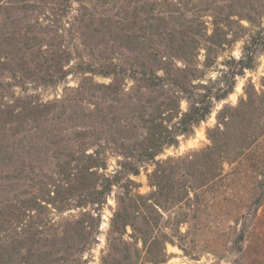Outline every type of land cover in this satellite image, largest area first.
Segmentation results:
<instances>
[{
  "label": "rangeland",
  "instance_id": "1",
  "mask_svg": "<svg viewBox=\"0 0 264 264\" xmlns=\"http://www.w3.org/2000/svg\"><path fill=\"white\" fill-rule=\"evenodd\" d=\"M66 1L43 3L51 8L52 3L57 9L66 4L63 14L54 11L51 15L44 9L21 10L14 15L20 20L19 28L29 27L30 35L37 37L34 49L52 45L57 50L69 49L65 75L56 85H44L41 77L45 76L37 70L34 57L27 55L20 62L11 49L1 47L0 57L10 53L16 62H10L9 72L0 69V83L19 81L14 75L22 83L10 87L6 94L4 86L0 93L27 96L35 102H58L46 110L21 112L17 122L0 124V142L27 139L11 164L0 167V264L28 263L30 253L42 248L55 253L53 260L63 258L58 264H101L121 190L113 186L103 205L77 208L83 194L79 177L86 176L84 166L88 172L112 176L120 170L118 163L124 162L126 153L133 155L127 161L137 165L139 174H126L121 183L132 180L136 184L133 194L148 196L154 190L149 176L155 163L169 159L190 163L173 165L176 186L197 187L202 179L214 175L205 195L196 200L204 211L190 218L192 235L187 242L188 247H197L196 259L168 245L169 258L164 264H264V35L256 39L264 28V1L249 0L245 10H228L230 0H148L143 10L137 11L145 38L141 50H129L113 35L103 33L93 22L102 12L95 2ZM125 5L122 1L109 7L108 14L116 15ZM131 7L126 6L129 20L133 17ZM226 15L237 16L231 17L234 23L225 29L230 42L219 48L207 36L212 33L214 19ZM249 16L252 22H247ZM151 17L165 21L154 23ZM51 20L56 21V28ZM242 58H252V68L234 77ZM183 59L191 61L190 75L175 70V66L183 67ZM163 62L172 63L169 81L176 80L185 89L176 100L179 111L167 106L172 95L168 88L147 90L144 82L130 77L132 71H156ZM80 63L113 64L120 75L81 74ZM232 84L233 91L226 98L213 99ZM202 95L205 102L212 101L210 114L180 134L176 145L164 147L154 160L137 161L147 145L145 138L153 133L152 125L162 117L164 126L175 127L191 101ZM248 97L251 102L244 105ZM224 108L229 110L224 124L219 125L217 116ZM209 147L215 150L210 159L202 155ZM95 161L100 167L94 168ZM85 183L92 185L93 180ZM83 213L100 217L95 239L83 252L75 248L64 254L54 240L65 236L78 220L90 225Z\"/></svg>",
  "mask_w": 264,
  "mask_h": 264
},
{
  "label": "trees",
  "instance_id": "2",
  "mask_svg": "<svg viewBox=\"0 0 264 264\" xmlns=\"http://www.w3.org/2000/svg\"><path fill=\"white\" fill-rule=\"evenodd\" d=\"M122 1L126 3L123 6L125 7V12H122L123 7H119L118 10L120 9L121 12L116 15H109L108 8H114ZM143 1L145 2L143 3ZM146 1L148 0H91V2H95L102 9L96 20L94 17L93 22L95 21L97 26L103 29L104 34L113 35L116 41L123 42L129 50H141L144 47L143 40L145 38L141 36L140 24L142 21L139 20L137 11L143 10ZM65 2L67 1L65 0ZM132 2L134 3L133 8L131 7ZM249 2V0H230L226 5V9L234 10L240 8L241 10H245L250 5ZM43 3L44 0H0V53L1 47L4 49L9 48L20 62H24L27 55L34 57L37 60V70L42 71L45 76L41 77L44 85L52 86L56 85L65 75L63 70L64 60L70 55L69 49L59 47L57 50L55 49V45H52V47H39L37 50L34 49L37 37L30 35L31 29L29 27L25 29L19 28L18 22L20 20L14 18V15L21 10L25 12H37L41 10V12H44V9H49L48 13L53 15L54 11H59L63 14L67 8L66 4H63L61 9L60 7L57 9L52 3H50L52 8ZM126 6L132 9L133 17L130 20L127 18ZM153 6L151 5L150 7ZM233 16L237 15H226L223 19H214L212 33L210 36H207V39L212 41L215 46L220 48L230 42L225 29L231 28V25L234 23L231 20ZM149 20H152L154 23L161 20L165 21L163 18L156 17H151ZM246 20L247 22H252L250 16L246 17ZM55 22L53 20L50 21L54 28L58 26L55 25ZM154 26L156 25L152 24L150 27L155 29ZM262 35H264V28L258 32L256 39H261ZM219 38H222V40L220 41ZM206 53L209 54V49H206ZM5 54L8 56V59H5L7 56L0 57V69L8 70L7 72H9L7 67H9L10 62L15 63L16 58L10 59L8 55L10 53ZM252 60V58H248L246 61L243 58L240 59L237 62L239 70L238 73H234V77L237 75L241 76L245 69H251ZM183 61L185 63L183 67L179 68L175 66V70L183 75H190L191 70L189 66H191V61H187V59H183ZM171 67L172 63L163 62L158 64L156 71H152L149 74L144 71L142 73L132 71L130 77L135 82H144V88L147 90L168 88V91L172 95L168 97L167 106H173V108L179 111V107L176 106V100L180 98L179 94L185 92V89H182L176 80L169 81L173 71ZM77 68L81 74L102 77H117L120 75L113 64L84 65L80 63ZM156 72H161L162 75L158 76ZM14 79H18L19 81L5 83V85H3L4 83H0V91L5 86L7 87L6 94L10 90V87H17L18 84L22 83L20 77L14 75ZM233 87L234 84L228 86L227 89L219 90L213 99L215 101L223 100L233 91ZM5 94L0 93V124L3 126L11 122H17L16 120L19 119L21 112L46 110L58 102H35L27 96L15 98L14 93ZM200 97L201 99L191 101L188 112L181 114L182 117L175 127L164 126L165 119L162 117L159 119V123L152 125L151 130H153V133H150V137L145 138L147 139V145L145 148H142V151L137 156V161L139 159L154 160L164 147L176 145L177 137L180 134L187 133L191 127L204 120L210 114L212 101L205 102V95ZM248 99V102L244 103V105L251 102L250 97ZM227 110L229 109L224 108L218 113L217 120L219 125L224 124L226 120L224 115ZM234 111H238V109H234ZM24 141H27V139L12 143L0 142V167H7L11 164L13 157L17 150L21 149ZM28 144L31 143L29 142ZM214 151L213 147H209L202 152V155L210 159ZM122 156L124 162L118 163L120 170L115 171L112 176L88 172L86 171L87 167L84 166L83 173L86 174L87 178L83 174L79 177V180H81L80 188L83 194L80 195L77 208L84 209L86 205H103L113 186H119L121 190L116 200V209L110 218L109 230L106 237L107 250L101 256V264H164L169 258L167 252L168 245L177 247L185 256L196 259L197 247H188L187 242L192 235L190 218L193 217L194 219L204 211V207L200 206L196 200L205 195L207 185L210 183V180H214L209 178L214 175L202 179L197 187L176 186L174 181H172L174 176L172 174L174 172L172 170L173 165L190 163L189 160L169 159L155 163V170L149 176L150 186L154 190L148 196L138 193L133 194L132 189L136 184L128 178L125 183L121 182L122 178H126L124 175L131 174L136 176L139 174V170L137 165L127 161L128 159H133V155L126 153V155ZM93 164L95 165L94 168L100 167L96 161ZM92 180V185L85 183ZM82 216L90 220V225L86 226L84 220H78L71 224L72 230L67 231L65 236L57 240L59 242L54 240L56 244L61 246V251L64 254H68V252L75 248L78 253L83 252L92 240L95 239L93 233L95 228L97 227L98 229L99 227V215L93 216L92 214L83 213ZM195 226L199 228V224ZM184 227L186 228L185 230H183ZM128 229L130 230L129 234L127 232ZM54 256L55 253L53 251L45 250L44 248L37 249L36 253H30L28 263L23 261L22 264H51V262L58 264L57 262L63 260V258L53 260Z\"/></svg>",
  "mask_w": 264,
  "mask_h": 264
}]
</instances>
